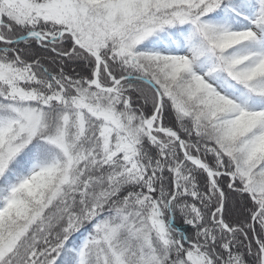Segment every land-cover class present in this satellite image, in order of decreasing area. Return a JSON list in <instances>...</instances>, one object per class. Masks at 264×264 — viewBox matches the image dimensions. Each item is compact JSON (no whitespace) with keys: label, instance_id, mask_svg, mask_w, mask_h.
<instances>
[{"label":"snow or ice","instance_id":"snow-or-ice-1","mask_svg":"<svg viewBox=\"0 0 264 264\" xmlns=\"http://www.w3.org/2000/svg\"><path fill=\"white\" fill-rule=\"evenodd\" d=\"M0 264H264V0H0Z\"/></svg>","mask_w":264,"mask_h":264}]
</instances>
